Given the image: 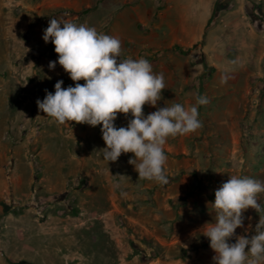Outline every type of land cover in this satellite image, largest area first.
Wrapping results in <instances>:
<instances>
[{"label": "rangeland", "instance_id": "1", "mask_svg": "<svg viewBox=\"0 0 264 264\" xmlns=\"http://www.w3.org/2000/svg\"><path fill=\"white\" fill-rule=\"evenodd\" d=\"M190 7L0 0V264H213L202 226L215 222L214 191L231 176L264 182V0H212L205 20ZM53 17L118 37L121 59H147L164 75L158 107L207 98L202 126L163 146L167 184L138 177L132 153L105 161L100 125L38 109L57 80L84 83L48 68L58 54L42 35ZM131 118L118 113L114 124ZM257 199L236 235L264 218V192Z\"/></svg>", "mask_w": 264, "mask_h": 264}, {"label": "clouds", "instance_id": "2", "mask_svg": "<svg viewBox=\"0 0 264 264\" xmlns=\"http://www.w3.org/2000/svg\"><path fill=\"white\" fill-rule=\"evenodd\" d=\"M42 39L51 41L58 54L48 68L59 64L73 82L84 83L62 87L63 80H57L54 92L45 90L43 100L37 99L38 109L58 123L100 125L105 161L115 162L122 153H132L128 162L138 177L167 184L163 146L169 137L202 126L198 106L208 103L207 98L197 96L188 107L180 103L158 107L165 88L163 73H154L143 57L121 59L120 39L98 32L94 26L53 17ZM145 104L156 110L145 115ZM118 113L131 115L126 126H115ZM262 192L264 182L246 176H231L214 191L215 222L202 226V235L215 253L213 264H264V218L250 237L235 234L244 226V212L260 209L257 195ZM234 236L235 241L230 242Z\"/></svg>", "mask_w": 264, "mask_h": 264}, {"label": "crops", "instance_id": "3", "mask_svg": "<svg viewBox=\"0 0 264 264\" xmlns=\"http://www.w3.org/2000/svg\"><path fill=\"white\" fill-rule=\"evenodd\" d=\"M190 1V4H192V6H195V7H190L189 8V11H190V15H194V16H198L199 19L201 20H205V18H207V16L209 15V12H210V9L209 7L207 8L206 6L207 5H210L211 4V1L212 0H189ZM200 5H203V7H201L199 9H197V6H200Z\"/></svg>", "mask_w": 264, "mask_h": 264}]
</instances>
